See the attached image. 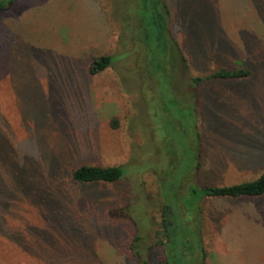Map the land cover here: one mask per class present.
<instances>
[{
	"label": "rangeland",
	"instance_id": "374dc122",
	"mask_svg": "<svg viewBox=\"0 0 264 264\" xmlns=\"http://www.w3.org/2000/svg\"><path fill=\"white\" fill-rule=\"evenodd\" d=\"M141 1L0 12V264H264V197L197 209L189 194L264 169V0H163L161 19ZM104 55L112 67L91 75ZM220 69L250 76L208 78ZM83 164L124 177L74 183Z\"/></svg>",
	"mask_w": 264,
	"mask_h": 264
},
{
	"label": "trees",
	"instance_id": "16d2710c",
	"mask_svg": "<svg viewBox=\"0 0 264 264\" xmlns=\"http://www.w3.org/2000/svg\"><path fill=\"white\" fill-rule=\"evenodd\" d=\"M9 1L13 2L14 0H0V12L5 8L6 4ZM148 1H149V4L151 5L153 3V7L151 11H152L153 16H155V18H158V19L162 18V15H160L161 13L160 12L158 13L156 11L158 6L160 8L162 7L163 9H165L164 12L168 14L167 7L165 5H162L163 0H154V1L142 0L141 2H142V5L144 6V10L147 9ZM149 23H151V21ZM163 30H164L163 27L160 28L161 33H163ZM144 38L145 40L151 42V40L154 38L155 40L162 39V36H160V34L158 33V36L154 38L152 36V39L149 38V36H145ZM112 63H113L112 56L104 55V56L94 57L91 64L88 67V72L91 75H97L103 71H106L110 67H112L111 66ZM249 76H250V72L245 69H232V70L220 69L216 72H213L208 78L218 79V80H241ZM201 81H202L201 79H195V82L200 83ZM70 177L74 183H77L80 185H89V184H94V183L114 184V183L119 182L124 177V170L119 166L101 167V166L83 164V165H80L74 168L71 171ZM189 194L193 196V198H195L194 204L197 206V209L199 207V204L202 198H206V197L261 198V197H264V169L259 174V176H257L255 179L251 181H246V182H242V183H238L234 185H228V186H211V187L205 186L202 188H199L198 186H193L190 188ZM64 208H65V203L63 202H60L59 204L55 206V209L63 213V215H65V213L63 212ZM120 211L121 210L119 209L110 210L107 214V219L112 220L114 222L117 221L115 220L116 219L115 215L117 212H120ZM163 214L164 216L167 217V219H171L173 223L165 224V226L163 227L161 238L165 239L168 244H172L173 245L172 251H174L175 247L179 243L182 244L183 239L180 240L179 242L178 236H176L178 234H177V226L175 223L176 219L174 218L175 214H173L172 218H171V215L166 211H164ZM64 217H65V220H70L78 224V222L74 220L71 216L65 215ZM163 222H166V220H163ZM139 240L140 238L136 236L135 241H139ZM158 243L160 246L162 245V241ZM133 247L135 248V246H132L130 248V251L132 253H134ZM133 255L134 257H137L136 253H134ZM177 262L179 261H176L175 263L178 264Z\"/></svg>",
	"mask_w": 264,
	"mask_h": 264
}]
</instances>
